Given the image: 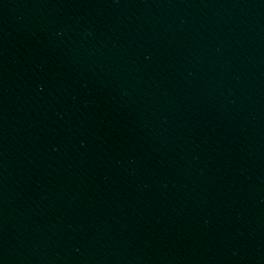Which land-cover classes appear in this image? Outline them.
<instances>
[{
  "label": "water",
  "instance_id": "95a60500",
  "mask_svg": "<svg viewBox=\"0 0 264 264\" xmlns=\"http://www.w3.org/2000/svg\"><path fill=\"white\" fill-rule=\"evenodd\" d=\"M0 264H264V0H0Z\"/></svg>",
  "mask_w": 264,
  "mask_h": 264
}]
</instances>
